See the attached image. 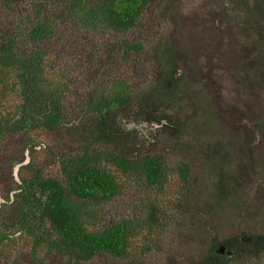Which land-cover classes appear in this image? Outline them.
Wrapping results in <instances>:
<instances>
[{"label": "trees", "instance_id": "trees-1", "mask_svg": "<svg viewBox=\"0 0 264 264\" xmlns=\"http://www.w3.org/2000/svg\"><path fill=\"white\" fill-rule=\"evenodd\" d=\"M155 1L32 0L27 36L38 47L24 52L19 39L0 34V142L21 133H58L73 126L68 98L72 87L53 76L51 52L39 48L40 44L54 41L67 25L94 34L131 32L143 23ZM13 2L17 0H0V5L12 8ZM224 3V11L243 15L238 32L255 52L254 63L264 83V0H245L240 6L237 0ZM149 44L146 39L127 45L125 62L148 53ZM156 50L152 57L158 65L153 66L159 69L150 89L139 92L137 72L123 67L127 73L114 76L109 88L96 86L86 98L91 126L82 151L55 157L59 175L50 176L36 168L32 176L22 177L10 223L0 226V250L20 232L33 239L34 252L47 250L75 264H90L102 257L132 259L137 240L143 239L148 248L170 216L189 212L192 169L187 159L174 162L161 152L142 155L133 143L143 126L157 139L168 131L175 144L197 148L199 118L208 122L207 110L199 115L196 102L187 100L191 94L174 55L168 48ZM220 168L231 175L223 165ZM226 174L217 179L220 193L227 189L226 182L237 186ZM174 178L183 185L182 190L166 191ZM125 179L139 186L140 198L128 216L121 214L107 222L104 208L125 194ZM172 198H177L176 203L172 204ZM213 237L197 264L264 260L263 234H235L225 240ZM220 247L226 253L220 254Z\"/></svg>", "mask_w": 264, "mask_h": 264}, {"label": "rangeland", "instance_id": "rangeland-1", "mask_svg": "<svg viewBox=\"0 0 264 264\" xmlns=\"http://www.w3.org/2000/svg\"><path fill=\"white\" fill-rule=\"evenodd\" d=\"M225 1L156 0L143 23L131 32L94 34L67 25L54 41L39 45L51 52L53 76L72 87L68 98L73 126L58 133L37 131L1 140L2 228L12 218L22 177L32 176L36 168H43L50 176L59 175L55 157L73 155L85 147L87 127L91 126L85 106L89 93L96 86L109 88L114 76L127 73L123 67L137 72L139 92L150 89L159 69L153 66L158 65L153 52L168 48L191 94L187 100L196 102L199 115L207 110L208 122L199 118L197 148L175 144L168 131L157 139L143 126L133 143L142 155L161 152L174 162L187 159L192 169L187 195L190 210L170 216L148 248L143 239L137 240L132 259L102 257L90 264H197L214 235L219 240L235 234L264 235V83L254 63L255 52L238 32L243 15L224 11ZM244 1L237 0V5ZM13 3L12 8L0 5V34L19 39L23 51L30 52L38 47L27 36L32 0ZM146 39L150 41L148 53L126 63L125 47ZM204 133L208 137H203ZM222 165L231 175L222 171ZM222 174L237 186L226 182L227 189L220 193L217 179ZM123 184L125 194L104 208L107 222L121 214L128 216L140 198L139 186L133 180L125 179ZM182 188L174 178L165 190L176 193ZM176 200L172 198V204ZM11 237L0 250V264H75L47 250L34 252V241L25 233L16 232ZM245 264H264V260Z\"/></svg>", "mask_w": 264, "mask_h": 264}, {"label": "water", "instance_id": "water-1", "mask_svg": "<svg viewBox=\"0 0 264 264\" xmlns=\"http://www.w3.org/2000/svg\"><path fill=\"white\" fill-rule=\"evenodd\" d=\"M220 254H224L226 253V249L225 247H220L218 250H217ZM229 254V253H228Z\"/></svg>", "mask_w": 264, "mask_h": 264}]
</instances>
